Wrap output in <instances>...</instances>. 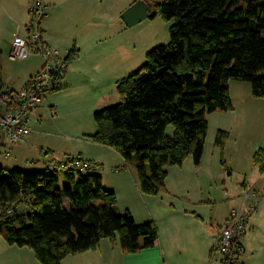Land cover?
<instances>
[{
  "label": "trees",
  "instance_id": "obj_1",
  "mask_svg": "<svg viewBox=\"0 0 264 264\" xmlns=\"http://www.w3.org/2000/svg\"><path fill=\"white\" fill-rule=\"evenodd\" d=\"M148 4L150 18L173 21L170 44L151 51L140 70L118 82L122 101L95 113L98 131L91 138L135 167L142 193L158 195L166 191L169 167L183 166L190 156L201 165L208 114L234 109L231 80L251 83L253 95L264 98V0ZM1 55L0 49V68ZM227 138L220 130L216 143L223 147ZM254 163L264 175V149ZM65 179L69 185L62 187L57 168L0 166V234L8 244L30 247L41 264H62L106 238L128 253L160 245L157 225L119 212L116 193L100 175L76 178L70 170Z\"/></svg>",
  "mask_w": 264,
  "mask_h": 264
},
{
  "label": "rangeland",
  "instance_id": "obj_2",
  "mask_svg": "<svg viewBox=\"0 0 264 264\" xmlns=\"http://www.w3.org/2000/svg\"><path fill=\"white\" fill-rule=\"evenodd\" d=\"M50 1L59 8L62 25L56 26L57 31L67 35L71 41L78 39V49L82 48L77 60L79 62L70 69L69 64L73 63L75 56L70 59L66 76L67 78L71 72L69 89L46 95L41 115H37V118L36 113L33 115L32 137L25 146L14 149L10 158H1L0 166L10 171L22 169L41 172L49 163H53L58 165L61 178H65V174L73 169L66 165L68 162L91 160L99 166L73 169L75 176L102 175L111 165H117L115 162L120 163L121 154L91 138L98 131L95 113L121 103L122 99L117 91L118 82L140 70L147 63V56L151 51L170 44L173 21H167L158 15L128 27L122 15L139 0ZM144 1L155 4L166 0ZM6 6L7 2L4 5L1 2L0 14L4 15L5 28L10 30L16 23L13 24L4 14ZM28 19L30 20L29 10ZM60 48L62 56L68 58L66 49ZM30 60L35 65L42 63L38 56H33ZM229 87L234 109L226 113L208 114L209 125L202 168L198 170L194 158L190 156L183 166L171 167L169 178L170 188L177 193L179 199L185 197L196 203L199 199L211 198L210 202H203L205 206L200 208L191 205L193 210L201 212L209 220L211 217L223 218L233 206L241 205V200L235 205L229 201L241 193L244 181L264 195V175L254 163L256 153L264 149V98L253 95L252 84L249 82L231 80ZM173 130L170 126L168 134L172 135ZM220 130L228 134L227 143L223 147L216 143ZM126 167L131 169V173L137 174L132 164ZM122 168L125 169V166ZM104 179L107 185H111L110 174L104 175ZM163 197H167V194L164 193ZM130 199L122 194L120 203L137 204V199ZM167 200L162 201V204L168 207ZM260 202L261 200L257 208ZM154 209L158 211L157 205ZM262 214L247 253L253 264H264V205ZM22 248L24 249L9 253L8 261L3 264H41L33 249L28 246ZM138 262L136 264H152L144 260ZM118 264L122 262L119 261Z\"/></svg>",
  "mask_w": 264,
  "mask_h": 264
},
{
  "label": "crops",
  "instance_id": "obj_3",
  "mask_svg": "<svg viewBox=\"0 0 264 264\" xmlns=\"http://www.w3.org/2000/svg\"><path fill=\"white\" fill-rule=\"evenodd\" d=\"M31 1L32 0H0V4L2 2V5L7 2L4 12L7 19H10L13 24L16 23V26H13V29L11 28L8 30L4 25V15L0 14V49L2 51L0 69L3 77V85L0 92H21L30 78L37 74L43 67L44 62L41 56H38L42 59V63L40 65L33 64L30 60L33 56L27 60H12L10 58L13 51L14 39L17 37H25L27 35V26L30 22L28 19V10ZM45 4L48 6V11L46 18L43 21L44 39L48 44L57 49L64 47L67 52L66 57H69L72 52H75L74 61L69 64L71 65V69L75 63L79 62L77 60L80 56V50L82 48L78 49V39L71 41L67 35L60 34V32L57 31L56 26H61L62 21L60 20L59 8H57L56 4L53 6L50 0L45 1ZM66 59L68 62H71L69 58ZM71 78V72H69L64 89H69L71 84L68 82ZM42 104L34 111V113H36V118L39 117L37 115H41L40 113L43 110L41 109ZM33 119L34 116L32 120ZM32 128L34 129V127ZM31 137L32 136H30V138ZM22 145L16 146L14 149ZM90 161L91 160H88V162ZM91 163L96 167L99 166L92 161ZM120 163L115 162L117 165H111V163L110 169L108 168V170H105L102 175L100 174L104 185L108 190H112L116 193V195H118L117 208L119 212L129 210L137 223L143 224L147 222H154L157 225L160 232V245L145 249L139 253H128L122 249L119 241L117 244H114L110 239L106 238L100 242V245L96 250L77 255H70L64 259L62 264H118L119 261H121L122 264L126 262L136 264L139 263L138 261L140 260L147 261L148 263L152 262V264H209L211 252L215 245L216 238L221 232L222 225L229 218L233 208L237 207L233 206L229 213L223 218L211 217L209 220L201 212L193 210L191 205L193 204L194 208H200L205 206L203 205V202L207 200L210 202L211 198L199 199V202L196 203H192L190 200L185 199V197H181V199H179L177 193L170 188L169 178L171 167L168 169V177L166 180L167 192H164L167 194V198L163 197V192L158 195H147L142 193L138 181V175L136 172L131 173V169L126 167L128 164L125 162L122 155ZM202 163L199 167L195 164L198 170L202 168ZM123 165L125 166V169H123L124 167L122 168ZM57 167L58 165L49 163L44 170L48 168L55 169ZM115 168L117 171H115ZM71 171L73 172L72 169ZM107 173L110 174V177L112 178V183L110 182L111 185H107L108 183H106L104 179V175H107ZM61 185L62 187H65L68 186L69 183L65 178H61ZM242 185L244 186V189L252 190L255 188L246 181H244ZM243 190L241 193L239 192L238 196H235L229 202L235 205L237 201L239 202L241 200L242 205L243 198L241 194ZM254 191H256V188ZM256 192H258V190ZM122 194H125L129 199L131 198L130 200L137 199V204L131 205L129 202L121 204L120 196ZM258 194L261 198V202L257 208L258 210H256V212H254L250 217L248 231L242 237V244L245 251L241 257L240 264H253L252 259H250L247 253L249 251V243L253 238H255L257 232L255 229L261 220V214L263 213L264 195L259 192ZM165 200L169 203L168 207L165 204H162V201ZM65 203L67 205L70 204L67 199H65ZM156 205L158 207V211L154 209ZM18 249L21 250L24 248L8 244L0 234V263H6L9 259V253H15ZM18 264H21V262Z\"/></svg>",
  "mask_w": 264,
  "mask_h": 264
},
{
  "label": "built area",
  "instance_id": "obj_4",
  "mask_svg": "<svg viewBox=\"0 0 264 264\" xmlns=\"http://www.w3.org/2000/svg\"><path fill=\"white\" fill-rule=\"evenodd\" d=\"M47 11L48 6L44 0H32L27 35L13 41L10 55L12 60H27L37 55L41 56L44 63L21 92H0V159L10 158L14 147L28 141L33 133L31 123L34 111L43 103L46 95L65 88L68 60L44 39L43 21ZM67 166L73 169H91L94 165L87 161L72 160ZM242 198V205L233 208L229 218L223 223L209 264H240L245 251L242 237L248 231L250 217L261 200L259 194L251 189H244Z\"/></svg>",
  "mask_w": 264,
  "mask_h": 264
},
{
  "label": "water",
  "instance_id": "obj_5",
  "mask_svg": "<svg viewBox=\"0 0 264 264\" xmlns=\"http://www.w3.org/2000/svg\"><path fill=\"white\" fill-rule=\"evenodd\" d=\"M150 7L149 4L144 0H139L129 7L124 14L122 19L128 27H133L138 23L150 18ZM3 77L0 69V91L2 90Z\"/></svg>",
  "mask_w": 264,
  "mask_h": 264
}]
</instances>
